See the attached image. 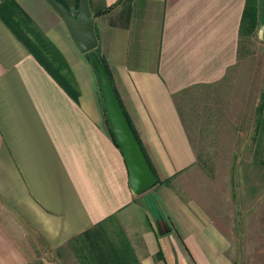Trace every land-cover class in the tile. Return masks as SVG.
<instances>
[{
  "label": "crops",
  "instance_id": "obj_1",
  "mask_svg": "<svg viewBox=\"0 0 264 264\" xmlns=\"http://www.w3.org/2000/svg\"><path fill=\"white\" fill-rule=\"evenodd\" d=\"M16 1L63 56L78 94L0 18V264H31L37 243L49 251L71 243L81 264H236L212 211L223 198H251L259 209L264 179L253 173L237 190L222 177L205 196L178 192L176 180L199 164L176 95L234 68L245 0H91L96 46L159 177L170 179L139 193L110 135L91 61L47 0ZM262 25L264 14L259 34ZM257 147L253 161L264 165V144Z\"/></svg>",
  "mask_w": 264,
  "mask_h": 264
},
{
  "label": "rangeland",
  "instance_id": "obj_2",
  "mask_svg": "<svg viewBox=\"0 0 264 264\" xmlns=\"http://www.w3.org/2000/svg\"><path fill=\"white\" fill-rule=\"evenodd\" d=\"M88 2L90 8L93 7L91 0ZM66 3L77 13L75 0H66ZM240 54L223 80L197 85L176 95L199 164L192 175L188 172L176 180V190L184 195L205 196L206 187L212 186L214 190V184L219 186L222 177H227L230 186L237 185V190V181L244 178L252 181L253 173L264 179V165L253 161L252 151L264 144V120L257 126L261 132L258 140L254 130L257 116L262 114L256 106L264 90V42L258 31L256 36L243 38ZM99 100L104 112L101 96ZM244 132L247 133L243 135ZM258 158H264V154H259ZM252 203L251 198H223L212 211L216 214H213L215 221L229 236L228 254L236 264H264V202L255 211ZM35 241L33 236L31 246H35ZM25 242L29 243L28 235ZM36 246L31 264H46L45 261L47 264H81L78 250L71 243L58 247L57 251H49L43 243Z\"/></svg>",
  "mask_w": 264,
  "mask_h": 264
},
{
  "label": "water",
  "instance_id": "obj_3",
  "mask_svg": "<svg viewBox=\"0 0 264 264\" xmlns=\"http://www.w3.org/2000/svg\"><path fill=\"white\" fill-rule=\"evenodd\" d=\"M47 1L65 21L80 50L88 52L98 77L106 118L125 160L130 187L135 193L144 191L157 182V176L130 127L107 69L94 50L97 45V36L88 0H79L77 13L72 12L59 0ZM259 35L264 41V25L261 26Z\"/></svg>",
  "mask_w": 264,
  "mask_h": 264
},
{
  "label": "trees",
  "instance_id": "obj_4",
  "mask_svg": "<svg viewBox=\"0 0 264 264\" xmlns=\"http://www.w3.org/2000/svg\"><path fill=\"white\" fill-rule=\"evenodd\" d=\"M62 2L68 9L71 10L69 5L62 0ZM119 1V0H118ZM75 6L78 8L79 0H75ZM264 14V4L261 0H245V5L239 25V40H238V52L241 53L243 38L248 35H257L261 17ZM0 18L6 23V25L14 32L18 39L24 44V46L30 51L36 59L46 68V70L58 81V83L72 96L76 99L77 89L72 82L71 76L67 73L66 62L63 56L60 54L56 46L46 37L43 31L39 26L32 20L29 14L20 6L16 0H0ZM94 50L99 55L101 61L107 69L109 78L111 80L113 89L116 93V96L123 108V111L126 115V118L130 124V127L134 131L146 157L147 160L157 176V181L169 183V178H160L137 131L134 127L133 122L131 121L129 115L127 114L122 100L117 93V90L113 84V78L111 71L108 67L105 57L100 54L97 46L94 47ZM87 58L90 60L88 52H85ZM262 100L264 99V91L261 95ZM106 115V114H105ZM106 117V116H105ZM107 120V118H106ZM108 123V120H107ZM108 128L110 135L113 141L118 145L115 136L109 126ZM119 146V145H118ZM105 226H110L111 224L105 222ZM112 226H120L118 221L114 220ZM122 257L124 252H121Z\"/></svg>",
  "mask_w": 264,
  "mask_h": 264
}]
</instances>
